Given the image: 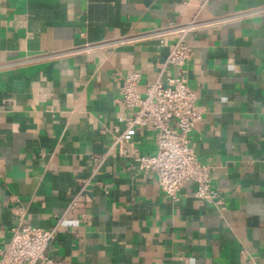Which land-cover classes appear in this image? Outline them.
<instances>
[{"label": "crops", "instance_id": "obj_1", "mask_svg": "<svg viewBox=\"0 0 264 264\" xmlns=\"http://www.w3.org/2000/svg\"><path fill=\"white\" fill-rule=\"evenodd\" d=\"M202 2L0 0V249L10 228L63 217L44 252L58 263L264 264V0H209L200 18L219 23L186 37L202 117L190 148L221 205L188 182L171 201L115 154L99 165L124 129L123 78L140 74L143 95L175 75L163 67L175 35L150 34L191 21ZM121 38L132 40L83 50ZM133 141L155 153L151 129Z\"/></svg>", "mask_w": 264, "mask_h": 264}, {"label": "built area", "instance_id": "obj_2", "mask_svg": "<svg viewBox=\"0 0 264 264\" xmlns=\"http://www.w3.org/2000/svg\"><path fill=\"white\" fill-rule=\"evenodd\" d=\"M208 1L203 0L199 12L191 21L176 28L170 27L150 34L157 38L172 33L175 35L163 65L171 67L175 75L167 77L164 82L157 79L145 89L143 95L138 91L140 74L130 73L123 78L119 93L120 102L127 111L123 120L124 129L116 131L99 165L108 155L115 154L129 160L133 169L152 172L157 188L167 199L178 201L179 190L188 182L193 185V198L219 207L221 201L211 188L209 170L199 163L190 148V135L202 117L195 108V92L188 85L186 64L193 51L186 37L219 23L200 18V12ZM244 16V13H239L227 19H240ZM130 40L132 39L121 38L110 43L88 44L83 50L114 46ZM139 128L153 131L156 149L153 155H143L135 146L133 139ZM98 166L93 169V174L97 172ZM85 185L69 199L66 211L77 206ZM62 219L63 217L57 219L56 225L49 230L25 224L10 228L8 245L5 249H0L1 260L6 264H63L50 260L44 254L48 245L55 240L57 226ZM248 264L260 263L250 260Z\"/></svg>", "mask_w": 264, "mask_h": 264}]
</instances>
